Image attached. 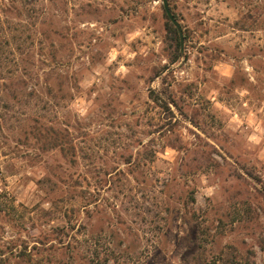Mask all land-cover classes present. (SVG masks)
Listing matches in <instances>:
<instances>
[{"label": "rangeland", "instance_id": "obj_1", "mask_svg": "<svg viewBox=\"0 0 264 264\" xmlns=\"http://www.w3.org/2000/svg\"><path fill=\"white\" fill-rule=\"evenodd\" d=\"M168 1L0 0V264H264V0Z\"/></svg>", "mask_w": 264, "mask_h": 264}, {"label": "trees", "instance_id": "obj_2", "mask_svg": "<svg viewBox=\"0 0 264 264\" xmlns=\"http://www.w3.org/2000/svg\"><path fill=\"white\" fill-rule=\"evenodd\" d=\"M173 12V10H172ZM166 14V13H165ZM174 16L178 20L177 15L173 12ZM167 18V33L170 38V41L172 42V49L174 51L173 59L177 58L179 49H180V36L176 29V27L173 25V23L170 21L169 17L166 15Z\"/></svg>", "mask_w": 264, "mask_h": 264}, {"label": "water", "instance_id": "obj_3", "mask_svg": "<svg viewBox=\"0 0 264 264\" xmlns=\"http://www.w3.org/2000/svg\"><path fill=\"white\" fill-rule=\"evenodd\" d=\"M163 6H164V10L167 14V16L169 17L170 21L173 23V25L176 27V29L178 30L179 34H180V40H181V45L183 48L184 45V35H183V29L181 24L179 23V21L176 19V17L174 16L170 5H169V1L168 0H163Z\"/></svg>", "mask_w": 264, "mask_h": 264}]
</instances>
